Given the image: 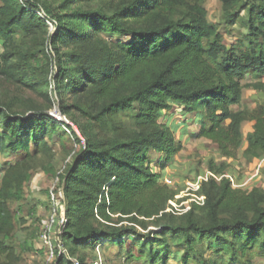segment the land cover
I'll return each mask as SVG.
<instances>
[{
  "label": "trees",
  "instance_id": "1",
  "mask_svg": "<svg viewBox=\"0 0 264 264\" xmlns=\"http://www.w3.org/2000/svg\"><path fill=\"white\" fill-rule=\"evenodd\" d=\"M204 2L62 0L55 13L45 1L0 0V83L43 100L25 110L13 108L17 97L0 106V156L24 155L0 184V264L7 251L12 255V205L23 200L31 180L26 162L47 151L56 128L68 131L79 146L57 176L66 209L59 239L71 256L113 244L119 255L126 247L124 263L163 264L175 252L168 249L175 240L186 251L182 264L190 257L187 252L202 243H208L213 260L199 264H250L264 258L262 189L233 188L225 178L227 167L210 162L209 172L221 179L201 183L204 202L192 204L185 214L169 213L177 192L160 183L148 159L156 152L169 161L183 151L160 122L175 104L184 113L203 116L208 124L201 123L198 138L216 144L226 158L242 144V123L252 122L243 157L249 162L264 158V103L248 117L231 110L241 104L246 76L264 91V0H220L226 24L240 21L248 33L246 42L230 47L208 22ZM41 10L54 22L53 35ZM16 32L30 45H16ZM51 87L61 115L79 135L46 112L54 104ZM150 226L155 231L144 243L126 241L137 228ZM54 263L72 264L58 253Z\"/></svg>",
  "mask_w": 264,
  "mask_h": 264
},
{
  "label": "rangeland",
  "instance_id": "2",
  "mask_svg": "<svg viewBox=\"0 0 264 264\" xmlns=\"http://www.w3.org/2000/svg\"><path fill=\"white\" fill-rule=\"evenodd\" d=\"M40 1H45L50 5L55 13L62 2V0ZM19 3L25 5L26 0H19ZM204 7L207 11L208 22L217 28L228 47L241 41H247L248 33L240 21L230 26L223 20L220 0H205ZM39 15L47 21L49 36L53 35L55 33L54 22L42 10L39 11ZM239 16L241 20H245V11H241ZM104 38L111 41L116 40L111 35H104ZM14 41L16 45L22 48L31 43V40H23L22 35L18 32L15 34ZM2 52L3 46L0 41V55ZM55 73L54 69L50 76L51 81ZM256 82L251 76H246L241 81L243 86L242 101L240 106L231 107L233 112L242 111L248 117L264 103V91H259L253 87ZM50 91L54 104L46 112L49 116L55 115L57 119H54L57 123L59 122L58 124L70 125L79 135L76 127L69 122V119L61 115L60 101L54 87H51ZM14 97H17L13 104L15 110H25V108L35 104L41 106L43 103V100L36 94L0 83V106L12 101ZM28 114L31 112L29 111ZM160 122L169 127L172 134L183 146V151L169 161H166L162 155L156 152L148 153L150 166L153 172L158 174L160 183L177 192L174 200L168 203L167 212L185 214L190 210L192 204L201 205L204 202V198L198 193L201 183L209 178H213L217 182L221 179L209 172L208 165L210 162L215 166L225 165L227 167L225 178L233 188L246 191L259 188L264 191V158L249 162L243 157L246 148L245 138L252 131V122L245 121L242 123L243 141L237 151L231 152V158L224 157L216 144L198 138L201 123L208 124L207 121H203L202 115L184 113L180 105L175 104L169 112L161 114ZM47 145V151L34 155L30 162H26L31 180L24 188L23 200L12 205V210L16 213L15 228L8 242L12 255L9 256V251H7L1 257V262L4 264H53L54 259L52 261L48 259L49 248L42 242L41 234L54 212L57 216L65 214L62 189L57 176L71 163L75 153L79 150V146L64 128H56L51 139L47 141ZM23 157V154L0 156V184L5 171L22 160ZM136 230L137 235L134 238L127 237L126 241L133 239L139 243H144L148 240L149 233L155 231L152 226L147 231H142L139 228ZM51 241L54 258L58 253L56 252L57 249H60L61 246L60 256L67 257L71 263L72 260H75L79 264H96L97 262H99L98 264H142L140 262L124 263L126 247L123 248L120 255L115 245L108 244L102 247L98 246L95 250L79 249L71 256L65 251L60 240L57 243L56 237L52 236ZM168 249L175 252L163 264H182V256L186 252L184 246L175 240H170ZM193 251L187 252L190 257L186 264H199L201 260L212 263L213 251L208 248V243L195 245ZM250 264H264V258L255 257L250 261Z\"/></svg>",
  "mask_w": 264,
  "mask_h": 264
},
{
  "label": "built area",
  "instance_id": "3",
  "mask_svg": "<svg viewBox=\"0 0 264 264\" xmlns=\"http://www.w3.org/2000/svg\"><path fill=\"white\" fill-rule=\"evenodd\" d=\"M51 117L57 119L55 115H51ZM65 224H66L65 214H60V216H57L54 212L53 215H51V218L49 219L47 225L45 226L41 234L42 242L49 248L48 259L50 261H52L53 259L55 260L54 252H53L54 250L52 249V245H51V242H52L51 237L52 236L56 237L57 243H59V240H60L59 237L65 227ZM60 249H62L61 246H60ZM60 249L59 248L57 249L59 256H60ZM54 260H53V264H55ZM72 263L79 264L75 260H72ZM98 263L99 262H97L96 264Z\"/></svg>",
  "mask_w": 264,
  "mask_h": 264
}]
</instances>
